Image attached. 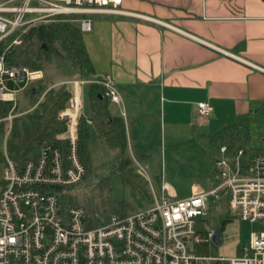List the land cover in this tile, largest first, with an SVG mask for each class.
<instances>
[{"label": "built area", "instance_id": "1", "mask_svg": "<svg viewBox=\"0 0 264 264\" xmlns=\"http://www.w3.org/2000/svg\"><path fill=\"white\" fill-rule=\"evenodd\" d=\"M123 0H1L0 1V109L7 103L9 122L4 140L6 161L0 194V264H264V231H251L249 242L231 256L203 255L198 245L215 242L217 228H201L213 206L227 205L242 221L264 220V157L241 145L222 142L214 151L211 187L199 186L179 197L163 184L153 187V204L127 215H112L91 226L82 204L64 206L62 196L83 183L79 125L83 100L81 85L99 83L104 95L126 109L110 74L93 80H70L74 91L58 118L66 130L45 143L35 156L18 163L7 153V137L18 111V93L44 76L43 70L11 64L7 50L23 41L32 25L66 14H82L83 33L93 29V14H132ZM17 33L8 43L11 35ZM20 84L10 89L8 81ZM213 106L198 102V114L207 117ZM1 120V117H0ZM221 237V234H220ZM218 244V243H217Z\"/></svg>", "mask_w": 264, "mask_h": 264}, {"label": "crops", "instance_id": "2", "mask_svg": "<svg viewBox=\"0 0 264 264\" xmlns=\"http://www.w3.org/2000/svg\"><path fill=\"white\" fill-rule=\"evenodd\" d=\"M122 6L134 13L93 14V29L84 33L94 77L112 75L121 92L126 115L112 102L114 111L139 129L159 115L172 124L198 116L225 126L223 134L243 132L242 117L264 106V0H123ZM199 101L213 106L207 117L198 114ZM257 153L264 157V148ZM198 185L206 183L195 180L191 193Z\"/></svg>", "mask_w": 264, "mask_h": 264}, {"label": "trees", "instance_id": "3", "mask_svg": "<svg viewBox=\"0 0 264 264\" xmlns=\"http://www.w3.org/2000/svg\"><path fill=\"white\" fill-rule=\"evenodd\" d=\"M82 14L62 13L50 20L32 25L23 35L20 44H13L7 50L8 60L11 64L25 65L33 70H45L50 65L68 60L77 69L79 77L75 79H95V66L92 56L85 42L84 33L81 30ZM17 33L11 35L2 42L8 43ZM62 81L61 83H57ZM57 83V84H56ZM66 80L45 78L31 81L24 89L26 96L33 104L14 118L11 130L7 137V153L10 158L18 163H23L35 156L40 148L47 142L54 140L66 130L64 120L58 118V112L69 101L70 91L66 87ZM88 96L91 113L87 118L81 117L79 125L81 159L86 167L84 183L91 184V190L95 194L96 202L92 203L88 195L79 199L78 188H71L62 196L64 206L82 204L86 208L87 219L91 226L106 222L112 215H127L134 209V203L129 200L114 201L110 197V180L106 173L94 167L89 151L90 133L87 126L92 122L97 130L98 138L106 150L112 154V161L108 170L109 174L119 173L124 180V185L130 190L131 197H136V203L143 206L145 197H153L148 188L147 178L136 164V158L131 153L132 145L138 137L139 126L136 121L126 123L123 115L110 107V100L104 95L103 87L95 82H88ZM101 93V94H100ZM7 103L2 102L0 109V165L4 169L6 156L2 144L9 128V122L3 118L8 113ZM128 124V125H127ZM241 128L232 129L222 135L223 142L236 149L241 146L243 138ZM247 138H249L247 136ZM140 156L147 153L139 151ZM1 170V168H0ZM96 175V181L90 177ZM155 180L163 186V177L156 175ZM207 187L213 184L207 182ZM5 181L0 177V194ZM142 197V198H139ZM144 197V198H143ZM232 218H224L221 230L232 221ZM240 242L238 241V253Z\"/></svg>", "mask_w": 264, "mask_h": 264}, {"label": "rangeland", "instance_id": "4", "mask_svg": "<svg viewBox=\"0 0 264 264\" xmlns=\"http://www.w3.org/2000/svg\"><path fill=\"white\" fill-rule=\"evenodd\" d=\"M43 72L44 77L47 79L51 77L54 80H66V87L70 92L74 91V86L70 80H75L79 75L76 74L77 69L68 60L52 64L47 71L43 70ZM8 86L10 89H16L19 88L20 84L10 80ZM88 87V82L81 85L82 110L87 118L91 113ZM18 100L19 110H26L33 104L27 98L24 90L18 93ZM110 107L114 110L111 101ZM259 107L260 105L253 107L252 113L242 117L243 121L239 122L246 126L243 130L244 137L241 145L252 152L263 151L264 148V106L257 111ZM169 118L167 116L164 119L159 115L154 122L144 119L137 140L130 142V146L132 145L130 150L136 158L138 168L147 178V186L151 193H153V187L160 192V185L157 184L155 176L161 175L163 177L162 182L168 187V190L179 197H183L191 193V186L195 180L203 183L208 181L216 183L218 181L212 173L214 151L223 142L222 134L225 126L220 128V125H215L218 124L215 122H201L198 116L190 122L181 121L178 124L170 123ZM87 126L90 133L89 151L91 162L94 167L100 169V172L109 176L110 198L114 201L129 200L133 202L134 209L130 213L150 207L154 201L153 197H143L144 205L140 207L136 203V197H131L130 190L125 187L123 177L119 173H108L112 154L106 150L107 147L102 145L94 124L88 122ZM4 147L2 144V149ZM139 151L146 152L147 155L140 156ZM0 168L1 177L3 173L2 165H0ZM96 178V175H93L90 180L95 182ZM198 187L199 185L195 189ZM205 187H207V184ZM74 188H78V198L80 200L86 198L81 197V195H88L92 203L96 202L97 199L91 190V184L87 185L83 182L74 186ZM211 211L208 212L207 219L202 223L201 228H217L222 224L224 217L231 213L226 204L222 207L213 206ZM263 230L264 220L256 222L242 221L234 215L233 220L226 225L224 230H221L220 239L222 242L220 244L210 242L198 245V248L203 255L207 256L235 255L238 253V241L240 245L247 244L251 231L260 232Z\"/></svg>", "mask_w": 264, "mask_h": 264}, {"label": "water", "instance_id": "5", "mask_svg": "<svg viewBox=\"0 0 264 264\" xmlns=\"http://www.w3.org/2000/svg\"><path fill=\"white\" fill-rule=\"evenodd\" d=\"M220 234H221V226H218L217 230H216V235H215V241L218 244H220L222 242L221 239H220Z\"/></svg>", "mask_w": 264, "mask_h": 264}]
</instances>
